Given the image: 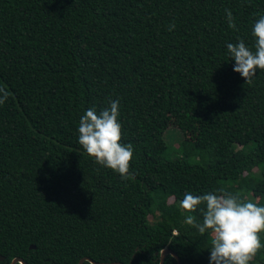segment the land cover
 Segmentation results:
<instances>
[{
  "label": "trees",
  "instance_id": "trees-1",
  "mask_svg": "<svg viewBox=\"0 0 264 264\" xmlns=\"http://www.w3.org/2000/svg\"><path fill=\"white\" fill-rule=\"evenodd\" d=\"M254 14L264 0H0V264H157L162 248L209 264L184 193L264 206V71L245 83L226 47L254 45ZM116 99L127 180L78 143L86 110Z\"/></svg>",
  "mask_w": 264,
  "mask_h": 264
},
{
  "label": "clouds",
  "instance_id": "clouds-1",
  "mask_svg": "<svg viewBox=\"0 0 264 264\" xmlns=\"http://www.w3.org/2000/svg\"><path fill=\"white\" fill-rule=\"evenodd\" d=\"M247 2V0H245ZM228 27L236 29L233 13L225 9ZM255 19L251 35L254 45L249 47L243 39L226 45L228 56L234 59L233 71L238 72L245 83L252 84L257 71H264V14ZM175 28L170 24L169 31ZM9 93L0 87V106ZM119 99L110 100L109 106L97 112L89 108L78 123V143L84 151L102 167L118 173L122 179L132 177L130 171L134 148L122 143V124L119 115ZM179 207L185 213V223L199 234L211 237L209 264H250L257 253L264 249L261 233H264V206L245 200L238 195L220 190L193 195L185 192ZM199 212L202 221L192 213Z\"/></svg>",
  "mask_w": 264,
  "mask_h": 264
},
{
  "label": "water",
  "instance_id": "water-1",
  "mask_svg": "<svg viewBox=\"0 0 264 264\" xmlns=\"http://www.w3.org/2000/svg\"><path fill=\"white\" fill-rule=\"evenodd\" d=\"M29 247H32V246L30 245ZM166 254L171 255V256L175 259L176 264H180V261H179L178 256H177L173 251H171V250L168 249V248H162V249L159 250V253H158V263H157V264H162V263H163V259H164V256H165ZM2 259H3V257L0 256V260H2ZM84 260L88 261V262L91 263V264H121V263H119V262H96V261H93L92 259H90V258H88V257H81V258L77 261L76 264H81L82 261H84ZM16 262L19 263V264H26L21 258H18V257H14V258H12V259L8 262V264H14V263H16Z\"/></svg>",
  "mask_w": 264,
  "mask_h": 264
},
{
  "label": "rangeland",
  "instance_id": "rangeland-1",
  "mask_svg": "<svg viewBox=\"0 0 264 264\" xmlns=\"http://www.w3.org/2000/svg\"><path fill=\"white\" fill-rule=\"evenodd\" d=\"M163 139L169 147H174L176 145V142L180 140V133L176 129L174 123H168L167 128L163 133ZM151 218L149 217V219Z\"/></svg>",
  "mask_w": 264,
  "mask_h": 264
}]
</instances>
